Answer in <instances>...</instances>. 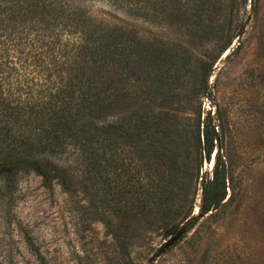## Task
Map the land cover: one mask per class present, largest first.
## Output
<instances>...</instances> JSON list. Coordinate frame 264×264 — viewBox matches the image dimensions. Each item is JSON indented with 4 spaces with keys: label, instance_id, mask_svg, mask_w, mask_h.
<instances>
[{
    "label": "trees",
    "instance_id": "16d2710c",
    "mask_svg": "<svg viewBox=\"0 0 264 264\" xmlns=\"http://www.w3.org/2000/svg\"><path fill=\"white\" fill-rule=\"evenodd\" d=\"M92 1L0 0V197L10 202L17 178L29 171L67 189L70 175L53 160L71 151L84 158L89 173L101 176L106 154L120 144L138 146L151 159L150 187L111 190L148 202L135 209L115 202L118 224L105 220L125 251L140 228L170 235L195 213L191 197L216 140L220 150L202 183L199 217L228 196L223 136L211 111L200 110L193 138L189 117L180 115L198 98H211L210 72L244 30L233 17L246 0H230L232 6L229 0H105L179 29L186 39L181 44L145 40L99 22L86 7ZM210 45L217 47L211 61L198 58L197 50ZM139 93L150 97L149 107L128 108Z\"/></svg>",
    "mask_w": 264,
    "mask_h": 264
},
{
    "label": "rangeland",
    "instance_id": "374dc122",
    "mask_svg": "<svg viewBox=\"0 0 264 264\" xmlns=\"http://www.w3.org/2000/svg\"><path fill=\"white\" fill-rule=\"evenodd\" d=\"M86 7L95 20L134 31L145 40L186 41L179 29L132 16L108 1H92ZM236 7L235 24L244 23L245 28L214 63L208 79L211 98H198L192 110L180 115L189 117L193 138L200 110L211 111L216 133L223 136L230 185L225 202L198 217L184 237L164 252L165 242L179 228L170 235L140 228L124 251L105 220L118 224L119 216L112 209L115 202L135 209L148 201L139 203L126 193L114 196L111 188L145 192L153 172L148 152L120 144L104 156L102 174L96 176L89 173L84 158L71 151L53 160L70 175L67 189L29 171L17 178L10 202L0 197V264H264V0L241 1ZM216 49L210 45L196 55L211 61ZM130 101L127 106L132 109L151 103L144 93ZM208 164L204 162L197 192L191 197L194 212L201 205L202 183L212 175ZM103 201L102 209L98 205Z\"/></svg>",
    "mask_w": 264,
    "mask_h": 264
},
{
    "label": "water",
    "instance_id": "95a60500",
    "mask_svg": "<svg viewBox=\"0 0 264 264\" xmlns=\"http://www.w3.org/2000/svg\"><path fill=\"white\" fill-rule=\"evenodd\" d=\"M217 147L218 149H220L219 146V140H217ZM204 197H205V193H204V185H202V194H201V199H200V207L204 204ZM200 207L199 210H200ZM200 216V213L198 215L193 214L187 221L185 224H183L181 227H179V230L171 237L168 239V241L165 242L164 247L161 249V252H164L166 249L172 247L173 245H175L179 240H181L184 235L187 233V230L189 228L190 225H192L197 218Z\"/></svg>",
    "mask_w": 264,
    "mask_h": 264
},
{
    "label": "bare ground",
    "instance_id": "6f19581e",
    "mask_svg": "<svg viewBox=\"0 0 264 264\" xmlns=\"http://www.w3.org/2000/svg\"><path fill=\"white\" fill-rule=\"evenodd\" d=\"M219 150L220 149H218V147L216 148V150H215V153H214V156H213V159H212V164H208L209 166H210V169H211V171H210V173H212L213 172V170H214V167H215V163H216V160H217V155H218V153H219ZM200 213V210H199V208H196V210H195V215H198Z\"/></svg>",
    "mask_w": 264,
    "mask_h": 264
}]
</instances>
